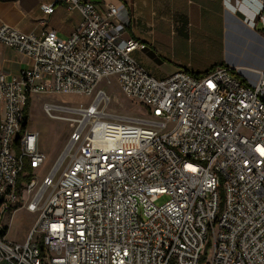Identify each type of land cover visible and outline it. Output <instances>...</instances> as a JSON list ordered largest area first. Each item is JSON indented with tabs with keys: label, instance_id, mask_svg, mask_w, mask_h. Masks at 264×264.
Masks as SVG:
<instances>
[{
	"label": "built area",
	"instance_id": "obj_1",
	"mask_svg": "<svg viewBox=\"0 0 264 264\" xmlns=\"http://www.w3.org/2000/svg\"><path fill=\"white\" fill-rule=\"evenodd\" d=\"M64 1L82 14L67 38L0 23V42L27 57L17 74L0 69V264H264V69L254 84L228 65L157 76L136 56L146 41L118 25L117 4ZM113 78L144 106L145 123L99 119L85 130L80 120L40 181L46 155L23 128L28 99L89 95ZM26 163L33 176L19 189ZM23 206L36 222L24 242L10 241L5 220Z\"/></svg>",
	"mask_w": 264,
	"mask_h": 264
},
{
	"label": "crops",
	"instance_id": "obj_2",
	"mask_svg": "<svg viewBox=\"0 0 264 264\" xmlns=\"http://www.w3.org/2000/svg\"><path fill=\"white\" fill-rule=\"evenodd\" d=\"M41 3L53 4L54 11L44 12ZM96 3L101 9H105L107 3L117 4L122 11L117 19L118 25L129 21L130 33L142 40L149 41L152 34L168 36L171 33L184 48L190 45L193 36V45L197 44L199 50L211 52L214 59L196 67H185L190 72L203 73L210 66L223 63L232 67L246 83L254 84L259 77L258 71L264 69V29L257 22L260 10L258 0H100ZM81 18V12L78 9L70 10L64 0H0V23H7L23 32L41 35L54 29L59 37L67 38ZM231 22L245 28L241 34L248 44L246 54H238L224 43L225 31ZM140 24L156 25V28L144 31ZM190 25L194 27L189 28ZM142 55L143 52L136 53L139 59ZM26 64L27 57L23 53L0 42V69L17 74ZM3 113L4 107L0 101V123ZM39 148L48 161L51 154L43 150L40 144ZM13 212L5 220L8 227L6 238L24 242L27 233L25 236L9 235Z\"/></svg>",
	"mask_w": 264,
	"mask_h": 264
},
{
	"label": "rangeland",
	"instance_id": "obj_3",
	"mask_svg": "<svg viewBox=\"0 0 264 264\" xmlns=\"http://www.w3.org/2000/svg\"><path fill=\"white\" fill-rule=\"evenodd\" d=\"M139 27L143 28L144 31H149L155 29L156 25L140 24ZM193 27L189 26V28ZM244 29L243 25L231 22L224 35L226 46L238 54H246L248 51L245 36L241 34ZM150 36L151 39L146 41L147 48L143 52V57L138 59L157 76L170 75L179 68L185 69L191 65L196 67L214 59L211 52L199 50L196 48L198 47L197 44L193 45L195 42L193 36L189 41L190 45L184 48L180 46V40L171 33L168 36L156 34ZM100 90L102 94H98ZM46 103L55 106L51 110L52 115L44 109ZM145 118H148V113L144 106L125 95L116 78L101 80L89 95L78 93L32 95L27 127L29 130L38 132L41 148L51 154L48 161L35 170L36 176L41 181L50 172L66 148L71 134L78 128L80 120H83L84 129L87 130L92 121L99 119L142 125L145 123L143 122ZM69 161L70 157L64 158L56 172V178L61 175ZM37 216L38 213L29 211L25 206L17 207L12 214L9 226L10 237L27 235L34 226ZM7 219L8 217L6 221ZM210 248L211 243H208L206 250L203 251V257L210 253Z\"/></svg>",
	"mask_w": 264,
	"mask_h": 264
},
{
	"label": "trees",
	"instance_id": "obj_4",
	"mask_svg": "<svg viewBox=\"0 0 264 264\" xmlns=\"http://www.w3.org/2000/svg\"><path fill=\"white\" fill-rule=\"evenodd\" d=\"M220 65H224V64L221 63V64L213 65V66H211L209 69H207V71H205V72H203V73H207L208 71H210V70H212V69H214L215 67L220 66ZM187 71H189V70L187 69ZM191 73L194 74V75L202 74V73H193V72H191ZM30 102H31V98L28 99V101H27V103H26V105H25V108H24V114H25V119H26V121H28V118H29V106H30ZM26 126H27V123L25 122L23 128H25ZM24 169H25L26 174H25V175H20V177H19V180H18V188H19V189L21 188V185H22V182H23V181H30V179H31L32 176H33V174H32V168H31V166L29 165V163H26ZM7 229H8V227L5 225V226H4V233L7 232Z\"/></svg>",
	"mask_w": 264,
	"mask_h": 264
},
{
	"label": "water",
	"instance_id": "obj_5",
	"mask_svg": "<svg viewBox=\"0 0 264 264\" xmlns=\"http://www.w3.org/2000/svg\"><path fill=\"white\" fill-rule=\"evenodd\" d=\"M91 1H93V2H98V1H100V0H91Z\"/></svg>",
	"mask_w": 264,
	"mask_h": 264
},
{
	"label": "bare ground",
	"instance_id": "obj_6",
	"mask_svg": "<svg viewBox=\"0 0 264 264\" xmlns=\"http://www.w3.org/2000/svg\"><path fill=\"white\" fill-rule=\"evenodd\" d=\"M87 113V112H86ZM87 116V115H86Z\"/></svg>",
	"mask_w": 264,
	"mask_h": 264
}]
</instances>
